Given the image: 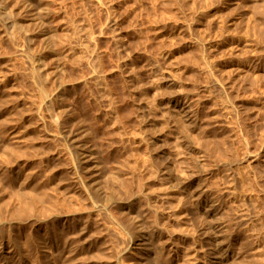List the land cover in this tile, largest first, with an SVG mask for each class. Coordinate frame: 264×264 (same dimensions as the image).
<instances>
[{
    "label": "rangeland",
    "instance_id": "374dc122",
    "mask_svg": "<svg viewBox=\"0 0 264 264\" xmlns=\"http://www.w3.org/2000/svg\"><path fill=\"white\" fill-rule=\"evenodd\" d=\"M263 186L264 0H0L6 264H264Z\"/></svg>",
    "mask_w": 264,
    "mask_h": 264
},
{
    "label": "bare ground",
    "instance_id": "6f19581e",
    "mask_svg": "<svg viewBox=\"0 0 264 264\" xmlns=\"http://www.w3.org/2000/svg\"><path fill=\"white\" fill-rule=\"evenodd\" d=\"M222 85V84H221ZM78 148H80V147H78ZM79 150V149H78ZM80 156H81V160H82V162L87 166L86 168H88L89 170H92V169H95V167H97V165L95 164V162H93V156L91 155V154H89V153H87V152H85V151H83V150H81V152H80ZM79 158V157H78ZM80 159V158H79ZM78 159V160H79ZM79 162V161H78ZM83 168V167H82ZM88 170V171H89ZM88 173V172H87ZM97 173V172H96ZM95 173V174H96ZM91 174V173H90ZM98 175V174H97ZM96 175V176H97ZM258 175V174H257ZM95 176V177H96ZM85 178V177H84ZM90 178H93V175L91 174V177ZM89 178V179H90ZM96 178H98V177H96ZM95 178V179H96ZM258 178H259V176H258ZM94 179V180H95ZM91 180V179H90ZM94 182V181H93ZM95 182H97L98 184H97V187H96V192L97 193H99V191H102L101 190V188L99 189V186H101V185H99V181L97 180V181H95ZM95 182H94V184H95ZM86 183V182H85ZM92 183V182H91ZM90 185H92V184H90ZM96 185V184H95ZM89 187V186H88ZM92 187V186H91ZM262 189L264 188V186L263 187H261ZM94 189V188H93ZM92 189V190H93ZM94 191V192H95ZM93 192V193H94ZM98 197H99V195H97ZM98 199V198H97ZM196 205V204H195ZM192 207V206H191ZM145 237H143V239H144ZM141 242H143V241H141ZM139 243H140V241H139ZM1 246V245H0ZM142 253V252H141ZM143 254V253H142ZM141 254V255H142ZM141 255H139V256H141ZM143 257H144V255H142ZM146 257V256H145ZM11 260V259H10ZM142 260V259H141ZM7 261H8V256L7 257H5V256H3V254H2V251H1V248H0V264H6L7 263ZM207 262H209V261H207ZM144 263V262H143ZM141 264V263H140ZM145 264V263H144ZM212 264H213V262H212Z\"/></svg>",
    "mask_w": 264,
    "mask_h": 264
}]
</instances>
